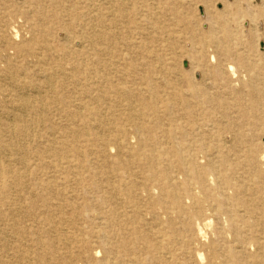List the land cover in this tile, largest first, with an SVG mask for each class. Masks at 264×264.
Here are the masks:
<instances>
[{
    "label": "bare ground",
    "instance_id": "6f19581e",
    "mask_svg": "<svg viewBox=\"0 0 264 264\" xmlns=\"http://www.w3.org/2000/svg\"><path fill=\"white\" fill-rule=\"evenodd\" d=\"M140 1L0 5V264H264L256 98L239 123L240 91L205 95L219 118L204 87L174 90L171 22L184 18L141 17Z\"/></svg>",
    "mask_w": 264,
    "mask_h": 264
},
{
    "label": "rangeland",
    "instance_id": "374dc122",
    "mask_svg": "<svg viewBox=\"0 0 264 264\" xmlns=\"http://www.w3.org/2000/svg\"><path fill=\"white\" fill-rule=\"evenodd\" d=\"M102 1L106 0H98L99 3ZM24 2L25 0H14L10 4L0 2V5H7L5 12L7 13L8 10L14 11L16 8H22ZM44 5L46 6V4ZM132 6L139 9L141 17L142 14L148 15L155 12L159 14L162 12L163 14H173L169 18H174V16L184 18L183 22H171L173 32L176 33L173 36L176 42L174 45L176 54L175 58L168 57L169 59L172 58L168 64L174 66L176 63V66L172 67V70H175L169 75L170 82L175 85L174 90L178 88L188 94L191 85L199 89L204 87L206 92L201 91L198 96L201 98L202 109L205 110L206 116L215 114V117L222 112L216 106H211L205 95H217L219 98L222 96L230 99L233 94H236L233 93V90H237L242 94L241 104L251 112L249 116L233 113L232 118L239 123H243L248 118V122L251 123V115L255 114L252 105L256 98V103L261 111L260 117L264 119V48H261V44H264V0H142L138 4H132ZM210 15H216V20L211 22ZM195 17L202 21L201 26L195 23ZM158 26L159 24H156V27ZM144 28L153 30V21L149 22L146 19ZM226 30L229 31V34ZM24 34L26 35L24 38L22 35L17 38L18 43H25L29 40V34ZM197 34L200 35V40H198ZM130 40L131 42L138 41L135 37ZM139 41L141 40L139 39ZM150 44L159 50L160 44ZM184 51L186 55L183 54ZM187 51L189 53L195 52V63L201 54H204L205 58L207 56L205 64V59L200 62L201 65H205L207 78L201 80L200 68L195 69L194 62L188 56ZM124 52L128 54V48H124ZM9 53L20 60L17 61V64L20 65L21 62L25 61L23 55L16 54L13 50H10ZM180 53H182V57ZM94 56L95 54H92V57ZM1 67L4 65L2 64ZM231 77L234 82L228 88ZM202 82L205 86H201ZM206 82L208 90L206 89ZM0 83H2L0 86L5 85L4 81ZM199 89L198 91H200ZM216 101L218 102L219 99L217 98ZM196 102L199 103V100L197 99ZM198 111L200 113L201 109ZM233 111L231 110L229 113ZM0 113L6 123L5 110L0 108ZM215 123L213 121L207 127V130L213 135L217 127ZM247 133L251 137V130ZM248 144L264 146V126L258 127ZM248 144L244 146V149L249 146ZM111 151L112 154L116 153L115 150ZM0 227H4L2 223H0ZM102 257V253L99 256L96 255L97 260Z\"/></svg>",
    "mask_w": 264,
    "mask_h": 264
},
{
    "label": "water",
    "instance_id": "95a60500",
    "mask_svg": "<svg viewBox=\"0 0 264 264\" xmlns=\"http://www.w3.org/2000/svg\"><path fill=\"white\" fill-rule=\"evenodd\" d=\"M261 48H264V44L263 43L261 44Z\"/></svg>",
    "mask_w": 264,
    "mask_h": 264
}]
</instances>
